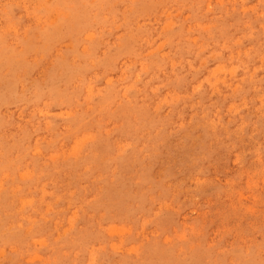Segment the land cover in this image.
<instances>
[{
  "label": "rangeland",
  "instance_id": "374dc122",
  "mask_svg": "<svg viewBox=\"0 0 264 264\" xmlns=\"http://www.w3.org/2000/svg\"><path fill=\"white\" fill-rule=\"evenodd\" d=\"M0 264H264V0H0Z\"/></svg>",
  "mask_w": 264,
  "mask_h": 264
}]
</instances>
